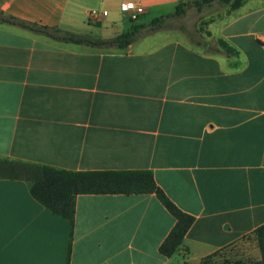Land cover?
<instances>
[{
    "label": "crops",
    "instance_id": "crops-1",
    "mask_svg": "<svg viewBox=\"0 0 264 264\" xmlns=\"http://www.w3.org/2000/svg\"><path fill=\"white\" fill-rule=\"evenodd\" d=\"M194 1L0 0L4 16L57 36L105 40L143 26L117 48L0 22V157L73 172L150 171L195 219L166 258L158 247L175 220L155 195H78L68 264H199L232 251V264L260 259L264 0L235 9L217 1L191 37L176 21L214 3L173 16ZM126 3L144 13L129 20ZM90 11L107 16L89 21ZM155 19L163 27L146 32ZM30 186L0 179V264H66L69 222Z\"/></svg>",
    "mask_w": 264,
    "mask_h": 264
},
{
    "label": "trees",
    "instance_id": "trees-1",
    "mask_svg": "<svg viewBox=\"0 0 264 264\" xmlns=\"http://www.w3.org/2000/svg\"><path fill=\"white\" fill-rule=\"evenodd\" d=\"M215 1L222 5H230L232 9L238 8L241 4V0H197L192 4H179L173 16L184 15L186 7L189 5H193L198 11H201L205 5H210ZM0 22L29 29L63 41L96 47L126 48L137 37L140 29H143V26L132 27L129 31L113 38L93 40L71 34L57 36L53 30L4 16L1 12ZM162 27L163 19H155L146 29V32L156 31ZM223 47L228 50L224 45ZM0 179L30 182L29 192L32 198L51 213L69 222V245L66 264L69 261L75 199L78 195H155L175 220L174 226L158 247L159 254L166 258H170L178 250L195 220L193 216L181 211L165 195L155 183L152 173L146 170L73 172L0 157ZM254 235L260 252V259L249 262L236 261L234 264H264V223L254 231ZM212 257L204 258L199 264H210Z\"/></svg>",
    "mask_w": 264,
    "mask_h": 264
},
{
    "label": "rangeland",
    "instance_id": "rangeland-1",
    "mask_svg": "<svg viewBox=\"0 0 264 264\" xmlns=\"http://www.w3.org/2000/svg\"><path fill=\"white\" fill-rule=\"evenodd\" d=\"M207 6V5H205ZM224 6V5H222ZM195 10V9H193ZM220 10V6H218L217 1H215L212 4V8H207L204 13L202 15H199V13H195V14H190L188 17H186L184 20L182 21H176V25L179 26V24L183 27H185L186 32L188 33V35H190L191 37H197V27H198V21L201 17H205L208 16L210 13L212 12H216ZM136 23V22H134ZM178 23V24H177ZM128 24H130V22L128 21ZM232 251V250H231ZM238 253H236L235 251L233 252H229V253H220V254H216L215 256L212 257V259L210 260V264H232L234 260H236Z\"/></svg>",
    "mask_w": 264,
    "mask_h": 264
},
{
    "label": "built area",
    "instance_id": "built-area-1",
    "mask_svg": "<svg viewBox=\"0 0 264 264\" xmlns=\"http://www.w3.org/2000/svg\"><path fill=\"white\" fill-rule=\"evenodd\" d=\"M121 13H123L129 20L134 21L140 16L141 14L144 13V9L141 6L132 4V3H126L121 6L120 9ZM107 12H97V11H90L87 14V18L89 21L97 22L99 21L102 17H106Z\"/></svg>",
    "mask_w": 264,
    "mask_h": 264
}]
</instances>
